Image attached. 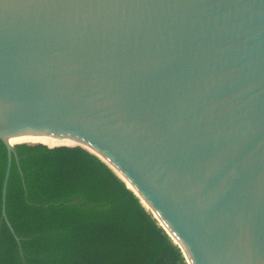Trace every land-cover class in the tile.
<instances>
[{"label": "water", "instance_id": "95a60500", "mask_svg": "<svg viewBox=\"0 0 264 264\" xmlns=\"http://www.w3.org/2000/svg\"><path fill=\"white\" fill-rule=\"evenodd\" d=\"M155 217L264 264V0H0V264H180Z\"/></svg>", "mask_w": 264, "mask_h": 264}, {"label": "trees", "instance_id": "16d2710c", "mask_svg": "<svg viewBox=\"0 0 264 264\" xmlns=\"http://www.w3.org/2000/svg\"><path fill=\"white\" fill-rule=\"evenodd\" d=\"M151 212H152V211H151ZM155 218H156V217H155ZM156 219H157V218H156ZM157 221H158V219H157ZM158 223L160 224L159 221H158ZM160 226L162 227V229L164 230L166 236L168 237V239H169V241H170V243H171V245H172V247H173V249H174V251H175V253H176V255H177V258H178L180 264H188L187 261H186V258H185V256H184V254H183V252H182V250H181V248H180V246L178 245V243H176V242L173 240V238L168 234V232L165 230V228H164L161 224H160Z\"/></svg>", "mask_w": 264, "mask_h": 264}]
</instances>
